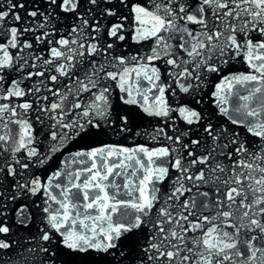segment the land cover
<instances>
[{
	"label": "snow or ice",
	"instance_id": "6c2138e0",
	"mask_svg": "<svg viewBox=\"0 0 264 264\" xmlns=\"http://www.w3.org/2000/svg\"><path fill=\"white\" fill-rule=\"evenodd\" d=\"M129 39L151 44L133 55ZM121 105L164 118L171 135L144 134L167 145L102 143L38 174L77 138L130 132ZM65 249L264 264V0L0 3V264H57Z\"/></svg>",
	"mask_w": 264,
	"mask_h": 264
},
{
	"label": "water",
	"instance_id": "95a60500",
	"mask_svg": "<svg viewBox=\"0 0 264 264\" xmlns=\"http://www.w3.org/2000/svg\"><path fill=\"white\" fill-rule=\"evenodd\" d=\"M0 3L6 4V0H0ZM129 44L131 46L127 49V52L129 54L134 55L137 48H139L141 52H146L151 42L150 41L145 42V44L141 46V45L131 44V40L129 39ZM229 67L231 71L236 73H241V72L246 73L249 70L247 68V65L244 64L243 62H233ZM224 74L226 75L227 72ZM219 82H220L219 78H213L212 84L206 88L203 94V100L199 107L204 110L205 114L211 115L216 111L213 99L211 98V92L214 91V85ZM29 83L30 82L25 81V84L23 86H27ZM117 94H118V90L116 92H113V97H116ZM171 99L172 98L170 97L169 98L170 102ZM116 102L117 100L114 99V103ZM121 108L129 116V125L132 129L130 132L122 136L109 132L107 135L104 136L87 137L83 139L77 138L76 140L67 144L62 152L56 153L53 156V158L47 161L43 166H38L37 169L38 174L41 175L42 178H44L50 172L57 170V168L60 166L61 161L67 157L68 152L74 153L75 151L80 149L98 147L102 143L120 144L129 148L139 144H145L150 148L162 147L167 145L168 142L164 140L162 137L160 138L159 141H153L144 134L145 132L151 133L155 128L164 127L165 131H167L169 135H171L172 134L171 130L162 123L164 118L149 117L138 106L135 105L132 106L121 105ZM172 115L175 116L176 113H173ZM176 123L180 129L185 128V125L181 121L177 120ZM34 127L37 128V131H39L41 128H45V132L41 133L40 135V140L42 141V143L39 145V148L41 151H46L48 147V141L45 139L47 135L46 125L34 124ZM137 133H139V135H137ZM33 199H37V198H33ZM125 211H131V210H125ZM113 218L116 219L117 216H114ZM57 264H113V257L106 253L96 252L91 250L87 253H77L65 249L61 251Z\"/></svg>",
	"mask_w": 264,
	"mask_h": 264
}]
</instances>
